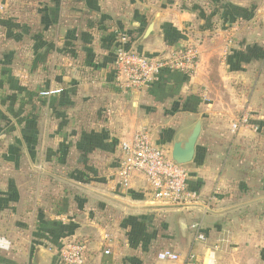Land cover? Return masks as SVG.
<instances>
[{"label":"crops","instance_id":"1","mask_svg":"<svg viewBox=\"0 0 264 264\" xmlns=\"http://www.w3.org/2000/svg\"><path fill=\"white\" fill-rule=\"evenodd\" d=\"M43 12L49 41L65 50L29 61L25 118L11 123L0 112L8 125L0 138L28 129L27 146L16 153L26 164L1 156L0 180L9 170L12 181L0 182V264H61L57 251L72 240L87 244V264H185L190 252L200 264H264V197L238 199L235 191L264 188V0H47ZM115 32L147 57L198 44V68L191 76L163 71L151 87L125 92L116 83ZM216 81L235 93L223 105L211 95ZM42 85L62 93L42 97ZM248 92L247 108L257 113L233 133ZM198 119L196 155L185 165L189 188L201 195L197 204L154 199L140 174L128 189L120 186L122 141L146 130L170 154ZM196 221L206 242L190 230ZM164 249L181 259L159 261Z\"/></svg>","mask_w":264,"mask_h":264},{"label":"built area","instance_id":"2","mask_svg":"<svg viewBox=\"0 0 264 264\" xmlns=\"http://www.w3.org/2000/svg\"><path fill=\"white\" fill-rule=\"evenodd\" d=\"M116 33L118 45L114 52V71L118 88L127 92L132 89L151 87L163 71L179 72L193 75L199 65L200 52L198 44L184 45L174 50L166 57H147L132 49L125 35ZM232 41H228L225 55L231 51ZM62 90H46L42 97L59 95ZM250 116L244 115L233 124L231 131L236 133L241 127L251 126ZM258 131V127H254ZM135 174L142 175L150 194L154 199L178 208H189L197 204L201 195L189 188V171L185 166L175 165L170 154L155 144L151 134L138 132L131 141L120 143V158L117 178L124 189L131 185ZM196 241L206 242L203 234V223L196 221L190 225ZM217 249V248H216ZM87 244L82 241H67L57 251V259L61 264H87ZM109 250L105 255H110ZM157 259L162 262H177L180 255L171 249L158 252ZM185 264H200L199 255L190 252Z\"/></svg>","mask_w":264,"mask_h":264},{"label":"rangeland","instance_id":"3","mask_svg":"<svg viewBox=\"0 0 264 264\" xmlns=\"http://www.w3.org/2000/svg\"><path fill=\"white\" fill-rule=\"evenodd\" d=\"M2 1L4 5L2 6L3 10L0 13V32H2L0 36V41H2V51L0 50V52H2L0 56V106L2 107V109L0 108V112L5 111L3 114H7L11 119L8 120V122L13 123L15 118H19L20 120L22 118H25L27 115L26 107L29 96V61L34 57L39 58V56H41L40 58L42 60V55L44 53H47L48 49L55 52L54 54L60 53V51L65 48V45L64 43H56L54 42V40H52L51 42L49 41L50 34L48 31V27L44 24L43 12L47 0ZM52 1L53 4H58V0ZM74 28L75 26L69 25L68 31L74 30ZM53 29L56 28H52V30ZM64 30H62L63 34L65 33ZM70 42L72 44H68V52L75 50L73 48H75L74 43L76 41L73 42V39H71ZM55 68L58 67H56L55 65L51 67V70L53 72L52 81L58 83L59 76L58 73L55 72ZM214 85L215 87L211 92L212 98L213 100H215L218 97V99L221 100V105H223L222 100H228L227 98L230 97V95L232 96V94H235L226 92L224 90L225 88L220 89L217 86V81L214 83ZM44 89L45 87L43 85L42 87H40V89L37 88L38 91H44ZM245 100L246 106H244L243 110H238V112H235L237 113L235 115L236 117L239 115L236 121H240L244 115H253L254 113H257L254 110H248L247 108V102L251 100L250 92L246 94ZM7 127L8 125L4 127L0 124V133L6 131L5 128ZM27 130V125L25 124L24 128L21 129V132L19 130L20 137L11 138L10 134V136H2L3 138H0V163L3 161L1 156L4 155V160L8 164L20 165L21 162L26 164L25 159H23L22 161V154L17 155L16 153H18L19 151H23V148H26L27 146ZM11 132H14V129H12ZM16 132H18L17 129ZM14 133H12V135ZM153 142L155 143V141ZM259 169L260 171L264 169V156L262 162H260L259 164ZM9 172V170H5L3 174V180H0V182H5L6 187L8 186V182L10 183L12 181L10 178H7L10 174ZM56 179L59 180V177ZM260 179V184H262V181H264V174H262V177ZM235 191L238 199H242V197L238 196L239 194L244 195L243 197L245 199H259L264 197V188H251V186H248L245 188L235 189Z\"/></svg>","mask_w":264,"mask_h":264},{"label":"water","instance_id":"4","mask_svg":"<svg viewBox=\"0 0 264 264\" xmlns=\"http://www.w3.org/2000/svg\"><path fill=\"white\" fill-rule=\"evenodd\" d=\"M154 26L155 24L153 23L150 25L147 31V37L154 31ZM201 132L202 120L198 119L193 127L184 135L180 136L177 142L174 143L170 156L175 165L185 166L193 162ZM34 264H40L39 260H36Z\"/></svg>","mask_w":264,"mask_h":264},{"label":"trees","instance_id":"5","mask_svg":"<svg viewBox=\"0 0 264 264\" xmlns=\"http://www.w3.org/2000/svg\"><path fill=\"white\" fill-rule=\"evenodd\" d=\"M213 16H214V14H212ZM9 130H11V127H10V129Z\"/></svg>","mask_w":264,"mask_h":264}]
</instances>
